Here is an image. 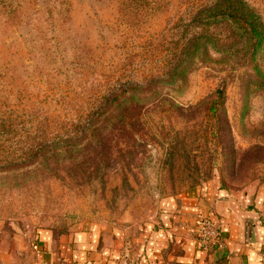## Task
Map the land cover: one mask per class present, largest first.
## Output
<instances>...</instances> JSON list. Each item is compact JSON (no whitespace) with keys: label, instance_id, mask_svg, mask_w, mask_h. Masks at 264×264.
<instances>
[{"label":"rangeland","instance_id":"obj_1","mask_svg":"<svg viewBox=\"0 0 264 264\" xmlns=\"http://www.w3.org/2000/svg\"><path fill=\"white\" fill-rule=\"evenodd\" d=\"M210 1L0 0V251L213 181L264 191V44L194 22Z\"/></svg>","mask_w":264,"mask_h":264},{"label":"crops","instance_id":"obj_2","mask_svg":"<svg viewBox=\"0 0 264 264\" xmlns=\"http://www.w3.org/2000/svg\"><path fill=\"white\" fill-rule=\"evenodd\" d=\"M199 210L219 228L220 244L198 245ZM125 247L137 264H264V191L209 182L162 198L153 217L142 222L91 223L67 233L40 230L24 247L15 240L9 252L0 251V264H115Z\"/></svg>","mask_w":264,"mask_h":264},{"label":"trees","instance_id":"obj_3","mask_svg":"<svg viewBox=\"0 0 264 264\" xmlns=\"http://www.w3.org/2000/svg\"><path fill=\"white\" fill-rule=\"evenodd\" d=\"M198 25L207 27L227 26L231 35L239 36V38L247 40L253 52H257L258 48L264 44V22L262 17L253 7L245 0H212L202 4L194 14L192 19ZM220 33L209 32L195 33L190 41L189 49H197L201 46H207L213 39L216 40ZM225 93L223 89L217 91V95L212 99L208 111L217 113L221 106ZM221 101V103H219Z\"/></svg>","mask_w":264,"mask_h":264},{"label":"built area","instance_id":"obj_4","mask_svg":"<svg viewBox=\"0 0 264 264\" xmlns=\"http://www.w3.org/2000/svg\"><path fill=\"white\" fill-rule=\"evenodd\" d=\"M198 224V243L202 248H208L212 245L221 243L220 230L209 216L199 212L197 214ZM137 257H135L128 247L122 249L119 253L115 264H137Z\"/></svg>","mask_w":264,"mask_h":264}]
</instances>
